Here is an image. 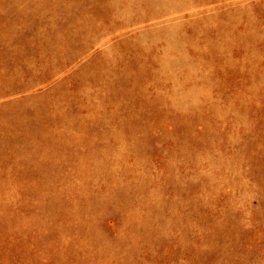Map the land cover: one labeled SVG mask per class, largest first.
<instances>
[{
	"label": "rangeland",
	"instance_id": "374dc122",
	"mask_svg": "<svg viewBox=\"0 0 264 264\" xmlns=\"http://www.w3.org/2000/svg\"><path fill=\"white\" fill-rule=\"evenodd\" d=\"M0 264H264V0H0Z\"/></svg>",
	"mask_w": 264,
	"mask_h": 264
}]
</instances>
